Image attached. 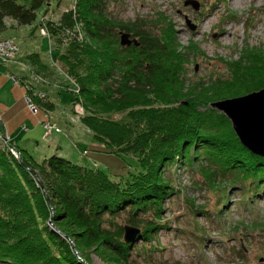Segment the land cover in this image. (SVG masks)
Masks as SVG:
<instances>
[{
  "label": "trees",
  "instance_id": "trees-1",
  "mask_svg": "<svg viewBox=\"0 0 264 264\" xmlns=\"http://www.w3.org/2000/svg\"><path fill=\"white\" fill-rule=\"evenodd\" d=\"M118 2L74 0L57 18L42 16L39 28L57 43L56 66L37 53L25 58L47 85L60 72L72 80V108L81 124L105 152L132 156L135 166L113 179L56 153L39 160L0 134V264H91V249L109 264L128 263L132 244L124 242L123 226L139 228L140 238L149 239L165 225V202L174 190L162 175L172 164L197 167L210 185L229 178L254 186L256 195L263 190L264 156L243 147L228 118L210 103L264 88V49H242L226 63V78L186 86V50L173 24L161 15L113 18L110 6ZM48 3L0 0V33L6 19L32 25ZM121 31L139 44L121 46ZM44 94L36 104L50 110Z\"/></svg>",
  "mask_w": 264,
  "mask_h": 264
},
{
  "label": "rangeland",
  "instance_id": "rangeland-1",
  "mask_svg": "<svg viewBox=\"0 0 264 264\" xmlns=\"http://www.w3.org/2000/svg\"><path fill=\"white\" fill-rule=\"evenodd\" d=\"M184 1L119 0L110 6V10L113 18L123 21L135 18L153 20L159 15L167 18L173 24L179 45L186 50L187 63L182 75L186 86L210 76L226 78V63L237 59L242 49H264V0H197L198 10L184 5ZM73 2L51 0L45 5V11H38L32 25L17 26L12 19H6L7 30L1 32L0 37H13L18 50L14 62L2 63L0 72L12 84H15L14 80L7 75V70L19 84L23 81L24 84L32 83V88L44 91L48 100L54 103L51 116L50 111L46 116L58 125L60 133L45 136L44 130H39L37 143L28 147H34V152L30 151L33 156L39 152L42 155L38 158L40 160L44 152H47L46 157L52 155L50 150L57 140L63 150L59 156L99 168L113 179L125 177L133 170L135 159L129 155L121 157L107 153L94 141L91 131L80 123V114L72 108V91L74 87L76 89L73 81L61 72L53 77L51 85L31 80V64L25 55L37 53L44 63L56 66L53 45L57 43L48 42L46 36L40 35L39 20L42 16L57 18ZM67 42L68 39L64 38L59 44L63 47ZM42 109L38 108L36 114L39 123L45 119ZM76 111L81 112L80 109ZM16 155L19 158V153ZM162 176L174 190L165 202L162 215L165 225L153 232L149 239L135 241L126 264H264V181L260 184L263 190L256 195L251 192L254 186L231 183L229 178H219L214 186L210 185L194 166L172 164ZM251 196L253 200L243 204ZM238 248L243 249V254H238ZM88 254L91 264H109L92 249Z\"/></svg>",
  "mask_w": 264,
  "mask_h": 264
},
{
  "label": "water",
  "instance_id": "water-1",
  "mask_svg": "<svg viewBox=\"0 0 264 264\" xmlns=\"http://www.w3.org/2000/svg\"><path fill=\"white\" fill-rule=\"evenodd\" d=\"M184 5H191L195 10L200 7L197 0H185ZM187 23L189 24V21ZM119 43L121 46L139 44L136 38L123 31L119 32ZM210 107L228 118L243 147L253 154L264 156V88L245 95L213 101ZM123 229L124 242L133 244L140 238L139 228L124 225Z\"/></svg>",
  "mask_w": 264,
  "mask_h": 264
},
{
  "label": "crops",
  "instance_id": "crops-1",
  "mask_svg": "<svg viewBox=\"0 0 264 264\" xmlns=\"http://www.w3.org/2000/svg\"><path fill=\"white\" fill-rule=\"evenodd\" d=\"M1 68L3 69V67H0V71ZM52 76L56 77L57 75L54 74ZM24 96H25L24 84L23 85L19 83L12 84L10 80L0 72V134L3 135L4 138H6L11 145L16 146L20 149H24L32 155L30 151L34 152L35 149L34 147L31 149H29L28 147L34 142L37 143V139L39 137L38 131L41 130L43 132L44 128L43 126L42 128L40 127L41 123H39L38 121V117H37L38 115L33 114L28 109ZM52 104H53L52 109L50 110L42 109V114L45 117V119H48L46 117L45 111L46 112L50 111V116H51V112L54 109V103ZM1 130H3V133ZM55 133H60V132H55ZM74 142L76 143V145H78L77 141ZM58 144L59 142L56 140L50 152L56 154H59V152L62 153L63 150ZM43 155H44L43 157H45L47 155V152H44ZM40 156L42 155L39 152H37L36 156L34 157L40 158Z\"/></svg>",
  "mask_w": 264,
  "mask_h": 264
},
{
  "label": "built area",
  "instance_id": "built-area-1",
  "mask_svg": "<svg viewBox=\"0 0 264 264\" xmlns=\"http://www.w3.org/2000/svg\"><path fill=\"white\" fill-rule=\"evenodd\" d=\"M39 33L41 36H46L47 38H49L47 30L44 27L39 28ZM18 50V46L14 40L13 37H0V65L2 63H6V62H14V58L16 56V52ZM49 52L51 53V50L49 49ZM7 75H9L10 77L13 78L14 83H18L19 81L9 72V70L7 71ZM30 76H31V80L36 83H40V82H45V80L39 76L38 74H36L32 68H30ZM24 82V81H23ZM22 82V84H23ZM32 83L26 82L24 84L25 87V101L27 104L28 109L33 113V114H37L38 112V106L36 104V101L34 102V98L39 99V100H44L45 94L44 92H42L41 90H39L38 88H32L31 87ZM34 89V90H33ZM78 91V90H76ZM78 109H80L82 111V108L79 107ZM48 112L45 111V114H47ZM48 117V116H46ZM41 125L43 126V128L45 129V136L50 135L53 131L55 132H59L60 128L57 127L56 123H54L53 121H51L50 119H45L43 121L40 122ZM1 137V136H0ZM12 153L18 157V152L14 149L11 148Z\"/></svg>",
  "mask_w": 264,
  "mask_h": 264
}]
</instances>
